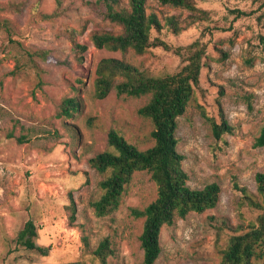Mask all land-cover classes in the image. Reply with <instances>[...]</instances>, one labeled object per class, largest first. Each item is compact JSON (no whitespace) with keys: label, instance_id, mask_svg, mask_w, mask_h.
<instances>
[{"label":"rangeland","instance_id":"374dc122","mask_svg":"<svg viewBox=\"0 0 264 264\" xmlns=\"http://www.w3.org/2000/svg\"><path fill=\"white\" fill-rule=\"evenodd\" d=\"M96 1L0 0V264H100L93 252L104 239L113 250L107 264H144L139 241L144 219L131 210L155 201L156 185L147 173H136L119 210L98 218L89 202L99 196L102 177L89 160L108 149L111 130L140 151L154 145L151 121L138 114L149 96L111 91L97 99L95 71L101 60L118 59L154 77L174 74L194 43L205 49L204 67L177 119V150L187 184L202 189L217 183L220 195L213 209L162 228L154 264H220L230 237L258 215L232 190V178L264 204L255 181L264 172V148L253 146L264 127V0H197L195 12L148 0L147 13L162 26L152 39L170 51L152 48L143 54L94 47L92 34L120 32L95 14L90 6ZM120 1L127 7V0ZM236 10L248 16L236 18ZM75 44L86 46L81 61ZM28 51L49 52L46 63L37 59L40 74L28 63ZM69 98L80 108L70 118L57 117L58 105ZM206 116L225 120L231 133L216 142ZM28 221L36 227V243L49 249L47 256L17 246Z\"/></svg>","mask_w":264,"mask_h":264},{"label":"trees","instance_id":"16d2710c","mask_svg":"<svg viewBox=\"0 0 264 264\" xmlns=\"http://www.w3.org/2000/svg\"><path fill=\"white\" fill-rule=\"evenodd\" d=\"M160 4L181 8L190 12L197 11V0H159ZM148 0H127V7L120 0H97L91 4L92 10L103 20L120 27L119 33L99 32L91 36L95 48L108 51L143 54L152 48L170 51V47L152 34L160 33L162 26L155 14L147 13ZM236 18L248 16L245 12L232 11ZM6 26V24L4 23ZM0 24V28H1ZM174 33L178 27L172 25ZM75 54L79 61L86 46L75 44ZM185 65L176 73L154 77L141 71L134 65L118 59H103L96 67L94 81L95 97L106 98L111 91L118 96L139 98L149 96L148 102L138 110V114L151 121L154 145L140 151L128 143L116 130L108 133V149L89 160L102 180L98 183L99 196L89 202L94 215L98 218L113 215L119 210L123 195L134 175L147 173L157 187V198L143 210L132 209L135 218H143V229L139 237L144 253V264H154L161 253L160 232L163 227H171L176 220L186 218L190 213H203L213 209L219 200L220 187L211 183L202 189H192L188 184V175L183 170L184 160L177 150V119L188 108L195 90L199 86L205 58V49L199 43L187 48ZM28 63L40 74L39 62L49 61L48 51L26 52ZM80 108L76 98L64 99L57 108L56 116L70 118ZM216 142L223 135L231 133V127L225 120L216 122L207 117ZM23 143L22 140H18ZM254 147L264 148V127L254 140ZM257 190L264 195V172L255 176ZM232 190L239 193L245 203L258 211L255 221L245 231L230 237L227 246L221 250L220 264H254L264 262V204L255 201L254 196L237 178H232ZM70 223L75 220L74 207ZM37 230L32 221L25 223L18 232L16 244L40 256H47L49 249L36 243ZM82 242L88 247L87 237ZM113 254L108 239L102 240L93 252L100 264H107ZM70 264H82L80 262Z\"/></svg>","mask_w":264,"mask_h":264}]
</instances>
